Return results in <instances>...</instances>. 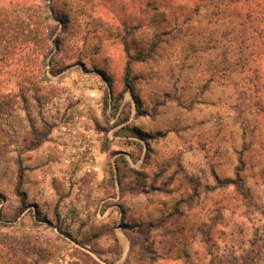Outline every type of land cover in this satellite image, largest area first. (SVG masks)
<instances>
[{"label":"rangeland","instance_id":"1","mask_svg":"<svg viewBox=\"0 0 264 264\" xmlns=\"http://www.w3.org/2000/svg\"><path fill=\"white\" fill-rule=\"evenodd\" d=\"M39 1L0 0V264H264V0H52L59 51Z\"/></svg>","mask_w":264,"mask_h":264},{"label":"trees","instance_id":"2","mask_svg":"<svg viewBox=\"0 0 264 264\" xmlns=\"http://www.w3.org/2000/svg\"><path fill=\"white\" fill-rule=\"evenodd\" d=\"M38 5L43 9L44 11L43 19H44V22L47 23V26H45L44 29H42L41 31V37L44 39V41H47L48 44L51 45L54 49H57L59 51L60 46H61V36L64 33L65 28L68 27L70 17L67 14H63L62 16L63 18L62 17L59 18L56 12V9H55V4L52 2V0H50L49 3L46 0H40L38 2ZM31 7L32 6L30 4L26 7V9L29 11ZM6 9L0 8V12L5 14V12H7ZM59 25H62V28L60 32L56 33ZM44 45H47V44H44ZM45 50L47 49L45 48ZM214 179L216 183H218L222 187L233 185L235 187L236 192L239 195H242L243 197H249V194H247V192L241 188V184H240L241 179L239 175H237V177L235 178V181L234 180L221 181L217 177H214Z\"/></svg>","mask_w":264,"mask_h":264}]
</instances>
